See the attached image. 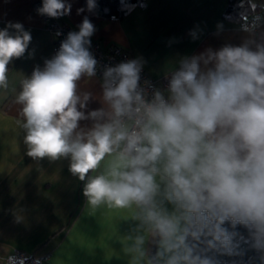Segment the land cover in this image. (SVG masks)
<instances>
[{"label": "clouds", "instance_id": "clouds-1", "mask_svg": "<svg viewBox=\"0 0 264 264\" xmlns=\"http://www.w3.org/2000/svg\"><path fill=\"white\" fill-rule=\"evenodd\" d=\"M96 7L87 0L89 12ZM37 12L60 18L71 4L43 0ZM78 28L21 81L15 102L27 156L68 159L71 174L86 181L90 213L132 210L139 227L124 249L131 264H219L208 253L239 255L241 242L264 253V43L185 55L163 90L141 86L143 58L106 66L104 107L86 114L92 94L79 93L77 82L96 75L95 26L85 16ZM31 39L19 22L0 29V89ZM82 120L91 128H80Z\"/></svg>", "mask_w": 264, "mask_h": 264}, {"label": "crops", "instance_id": "crops-1", "mask_svg": "<svg viewBox=\"0 0 264 264\" xmlns=\"http://www.w3.org/2000/svg\"><path fill=\"white\" fill-rule=\"evenodd\" d=\"M36 1L0 0V29L19 22L32 37L24 56L8 65V89H0V264H7L16 249L36 255L39 264H131L124 249L139 227L132 210L102 207L90 213L83 196L86 181L71 174L68 159L34 160L26 154L25 132L18 123L22 106L15 100L21 81L52 59L53 45L48 27L33 10ZM227 1L145 0L143 7L132 9L122 19L102 20L81 0H64L71 4V12L57 19L78 31L87 16L95 26L91 41L143 58V70L157 79L185 55L225 44L239 46L247 41L254 48L264 43V20L251 28L246 27L249 22L225 20ZM250 1L264 4V0ZM81 8L84 11L78 14ZM193 31L195 39L190 34ZM77 83L79 93L92 94L86 114L104 107L102 82L96 76L82 77ZM92 123L82 120L79 125L88 129ZM151 244L149 240L145 245L148 251Z\"/></svg>", "mask_w": 264, "mask_h": 264}, {"label": "trees", "instance_id": "trees-1", "mask_svg": "<svg viewBox=\"0 0 264 264\" xmlns=\"http://www.w3.org/2000/svg\"><path fill=\"white\" fill-rule=\"evenodd\" d=\"M82 5L87 9V0H81ZM145 0H96L97 7L91 11L96 17L102 20L122 19L127 13L136 7H143ZM264 10V4L253 5L250 0H228L223 12V18L234 23H259L257 15ZM243 236L247 237V230L238 226L236 229ZM155 243L152 242L149 255L154 254ZM219 261V264H264V253L251 248L248 244L240 243V254L235 256L221 255L215 251L209 252Z\"/></svg>", "mask_w": 264, "mask_h": 264}, {"label": "built area", "instance_id": "built-area-1", "mask_svg": "<svg viewBox=\"0 0 264 264\" xmlns=\"http://www.w3.org/2000/svg\"><path fill=\"white\" fill-rule=\"evenodd\" d=\"M43 0L36 1L33 4V10L37 12V9L42 6ZM38 13V12H37ZM41 16V19L48 27L52 38V58L58 52L61 43L66 39L67 34L73 31L70 27L58 21L57 18H50L48 16ZM257 18L260 19V22L264 20V10L257 15ZM259 22V23H260ZM259 23H248L247 28L256 27ZM59 33V35H57ZM90 52L93 54L94 58L97 60L96 65V77L102 82L103 80V71L106 66H114L122 61H127L129 59H135L128 50L117 46H110L107 49H104L99 42L91 41ZM165 76L160 78H153L147 74L144 70L141 73V86H144L145 81H151L153 85L160 88L161 90L165 89L167 86V80ZM149 94L151 89H148ZM40 258L36 255H29L23 252L22 250H14L10 257H8L7 264H39Z\"/></svg>", "mask_w": 264, "mask_h": 264}]
</instances>
